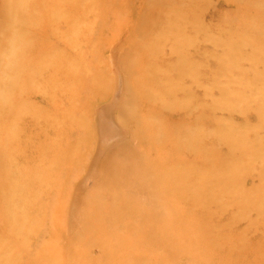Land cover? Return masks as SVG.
Masks as SVG:
<instances>
[{
	"label": "rangeland",
	"instance_id": "rangeland-1",
	"mask_svg": "<svg viewBox=\"0 0 264 264\" xmlns=\"http://www.w3.org/2000/svg\"><path fill=\"white\" fill-rule=\"evenodd\" d=\"M0 264H264V0H0Z\"/></svg>",
	"mask_w": 264,
	"mask_h": 264
},
{
	"label": "bare ground",
	"instance_id": "bare-ground-1",
	"mask_svg": "<svg viewBox=\"0 0 264 264\" xmlns=\"http://www.w3.org/2000/svg\"><path fill=\"white\" fill-rule=\"evenodd\" d=\"M49 140H51V141H53V139L51 138V139H49ZM51 150H52V155H54L55 154V148H51ZM43 154H45V151L44 152H42ZM97 159V158H96ZM95 159V160H96ZM93 161V160H92ZM97 162V161H96ZM88 173V172H87Z\"/></svg>",
	"mask_w": 264,
	"mask_h": 264
}]
</instances>
